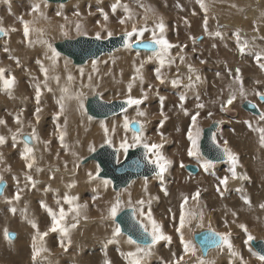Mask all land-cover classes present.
<instances>
[{"label":"rangeland","instance_id":"1","mask_svg":"<svg viewBox=\"0 0 264 264\" xmlns=\"http://www.w3.org/2000/svg\"><path fill=\"white\" fill-rule=\"evenodd\" d=\"M28 1L29 3L24 0H0V28L4 29V34H0V68H4L6 73L10 72L16 78V84L11 94L0 91V119L6 122L0 132V136L5 138V142L0 144V177H2V180L7 184L4 195L0 197V264H74L76 260L79 261L77 262L78 264H81L91 260L94 254H98L101 259H109L112 264H125L120 253L127 252V247L134 249V246L126 243L125 240H127V237L125 235L122 236L123 238L120 237L118 242L108 243V240L112 238L114 225L110 219L105 218L107 214H101L99 216L92 215L88 218L81 216L77 227L72 230L76 232V235L74 237H70L69 235L68 239L64 240L66 250L65 248L61 250V247H59L61 238L58 240L55 236V232H50L43 241V246L47 248L48 251L42 253L41 256L37 258V261H33L31 243L32 236L35 234L36 230L30 226L28 221L38 219L37 221L35 220V222L41 232L47 231V228L50 227L51 224L50 219L48 220L47 217L43 215V213L46 212L44 208H42L43 210L41 209V213L43 212L41 215L40 213H35L34 208L39 205L38 199L42 198L43 202L47 200L49 203H53L56 202L57 199H62L65 194L71 196L69 188H66L68 190L60 189V183H56L54 187L48 188L50 197L46 196L45 192L47 187L55 181V178H58V180L63 178L74 179L76 176L83 173L82 170L88 169L90 170L89 173L96 176L97 170H99L97 164L90 161L82 165L81 161L92 153L89 152V146L98 149L101 145H105L104 142L99 141L94 144L85 145L83 149L86 151L76 159L74 166L70 167L71 165H69V168H49L50 166L40 165L36 161L32 169H26L24 165L25 162L20 157L19 159L21 160L15 159L18 157V152L23 150L24 147L21 137L33 132L34 126L30 129L32 132L30 130L26 131L25 123H32V118L34 116L36 119V122H34L35 133L37 132L36 135H42L43 129H46L48 132H46L47 134L44 133L46 138H55V144H57L60 139L58 133L61 134L63 132L62 134L65 136L64 142H66V137L68 139L70 135L68 131H66L68 135H65V131L63 130L57 132L59 128L53 123V120L57 117L55 107L43 105V108L47 107L53 110L48 111L40 107L41 111L36 113V106L29 101V96L35 93L37 83L45 79L44 73L41 72V66L48 69V79L54 78L53 81L55 82V77L62 74L65 77V80L59 79V82H62V86L64 85L70 94L73 90H76L77 95L82 99L83 103L82 108L78 106L79 116L86 119L88 127L99 129L100 126L96 123L108 124L119 118L122 120L125 114L130 119L134 118L136 116L137 106H129L123 113L107 119H94L85 112L84 104L86 98L98 95L106 102L123 101L129 94L128 85L132 83L130 94L134 98H140L142 100V103L139 105V110L147 113L144 119L146 120L145 131L148 140L150 142L162 143L163 154L173 161L169 170L165 173L163 184L156 176L146 179L140 178L132 181L127 187L115 192L111 188V182L107 187L103 186L102 181L107 179H99L100 181L90 180L88 176L86 179L84 178L86 187L83 188V192L81 193L83 197L81 195L77 196L72 190L71 191L75 194L74 197L77 198L79 204L86 205L88 202L90 208H92L96 202H100V205L109 204L110 206L117 193L121 194V199L123 200L124 193L127 189L129 190L131 188L132 190L141 188L137 199L144 198L147 200L149 197H158V199H153L151 201L153 215L157 221L163 225V231L167 235H170L172 239L171 242L166 240L159 241L158 247H156L157 243L152 249V254L148 256V259H145L144 264H168L172 259V254L174 252L179 253V237L171 226V216L168 213V209L172 208L176 211L181 197L184 195L191 196L197 190L200 192L198 202L189 200L187 207L192 208L194 211H202L205 218L214 221L216 225L212 228L217 232H230V239L243 258L246 259L247 257V260L249 258V263L260 264V261L249 252V246L243 243L246 236L244 230L241 229L239 225H245L247 222L246 220H240L241 211L239 208L241 201L244 200L243 197H246L247 193L252 197L256 205L259 203V200L264 199V196L261 195L263 192H260L261 189H264V181L260 178V175L257 174V171H252L249 167V164L256 162V158L253 154L248 152V147L259 143L258 133L251 131L245 123V121H248L252 123L253 127H264V121L258 120L259 115H252L241 109V104L248 100L257 104L260 111L264 110V101H259V97L255 95L258 91H264V71L260 70L254 58L255 53H264V39H261V37H264V0H227L226 2L231 4L232 7L235 2L243 5V7H240V10H242L236 13L232 18L231 16H226V18L220 17L219 14L210 12L209 0H205L208 7V15L210 16L208 28L210 32L219 30L225 35V40L228 43L227 48L222 47L219 37L205 34L203 29L204 13L200 10L196 0H151V2H154L151 3V6H153L156 11H161L163 17L159 15H156V17H146L147 25L151 28L162 19L166 25L165 33L172 36L171 40L173 41L170 42L174 45H178V47L171 49V56L175 58V63L171 65L166 64L164 68L161 69L164 83H160L156 79V69L159 68L160 65L154 58L149 59L152 55L151 52H139L133 49L122 48L112 54L102 56L97 60H91L83 66L73 65L70 59L57 52L59 54L56 57L58 59V64L54 63L53 66L45 49L47 48L52 54V49H54L53 44L56 42L72 40L80 36L95 37L96 32L101 31V28L105 25L101 10L109 17L107 28L113 31V36L120 35L125 30L124 26L118 23V18L125 15L124 5H127L133 14V20L127 25L128 30H131L133 23H135L137 27L143 26L144 20L141 18L146 16L143 9L149 5L145 0H120V7L116 9L115 13L112 11V5L116 3V0H71L62 4L48 3L45 0ZM34 3L41 4L43 7L41 11L46 19L31 13V8ZM178 7H182L180 11L183 13V16L182 14H178ZM248 9L255 12L253 15L254 19L246 17ZM58 12L60 15H57ZM232 15L234 14L232 13ZM166 16L168 17L164 18ZM21 18L24 21L30 22V36L27 38L28 41L24 37ZM60 18L64 19L67 23L65 26L66 31H63L64 26L63 28L60 27L58 22ZM228 19L229 21H227ZM231 20L233 22H231ZM81 21H86L89 26L88 30L81 31L87 33V35H78L77 32H73L75 28H71V26H75ZM98 21L99 24L97 23ZM261 25L262 27H260ZM91 26H95L96 28H91ZM53 27L58 29L56 37L47 35ZM236 31L240 34L241 42L247 41L251 45L250 53L246 52L244 55H241L237 50L236 40L232 35ZM64 33H67V35ZM148 35H150V33H147L144 39H147ZM28 43L35 46L32 52L27 48ZM48 45H51V48H49ZM213 45L216 46L213 47ZM181 48H183V52H181ZM5 49H7V51H5ZM178 53L182 54L188 63H181L177 55ZM9 57H11V59ZM124 57H126V60ZM17 61L19 64H17ZM38 61L39 63H37ZM93 61L96 62L95 68H93ZM118 61H122V63L126 62V66ZM201 61L205 62L201 63ZM114 64L115 66H113ZM188 65H192L195 69V73L192 74L193 79H195L196 75L200 77L199 82L190 89L184 87V85L188 83ZM137 68L140 69L139 73L136 72ZM237 69H239L243 86L247 91V100L241 99L237 92L238 96L233 104L229 105L224 111H221V102L226 101L230 92L235 91L239 86L235 82ZM218 73L219 76L217 75ZM111 75L118 77L116 79H120V85L126 86V89L121 88L123 90L122 93L111 89L108 79ZM69 76L72 77L71 80L68 79ZM89 76L92 77L91 80ZM133 77H142V82L141 79H133ZM174 79H179L180 84L174 86L172 84ZM228 84L230 85L227 93L221 92V87ZM88 85L100 86L101 92H87ZM53 88L52 84V87L44 88V90L52 93L54 91ZM48 89H51V91ZM182 94L186 97L183 108L179 107V97ZM22 97L24 98L22 99ZM161 97L164 98L163 104H161ZM25 98L26 102H24V104L22 101H25ZM47 99H51V97ZM198 102L204 105L202 109L196 108ZM3 103L7 104L8 107L11 105L12 108L16 106V108H18L16 109L17 111H20L21 108L23 109L20 112L15 110L12 114H9L11 111L8 113ZM161 107L167 117L162 127L160 126V121L164 119V117L160 115ZM178 109H183V111L179 112ZM185 109L189 115L184 114ZM197 111L200 112L198 125L201 129L213 122L219 123L218 129L214 132L217 137V143L223 145L224 141L228 142V147L237 154L239 158L238 168L243 172V174H241V172L236 170L237 174L246 176L247 172L252 171L249 172V177L246 176L247 179H240V183H236L237 185L235 184L236 181L233 183L232 181H227L226 186L221 185L220 179L225 176L222 175L217 178L214 176V173L219 170L223 173L228 164L226 158L220 163H213V169L211 168V172L208 170L207 173H211L213 176L210 177L208 175L210 178H208L207 182L203 181V176L200 177L205 171L198 165L195 158L191 159L187 156L189 142L186 138L191 114ZM209 112L213 113L210 119L207 118ZM25 113L31 116L28 117ZM37 116L39 117L38 120ZM16 117L23 119L22 125L13 123ZM63 120V118H60V122ZM46 121L47 125L43 124L46 123ZM19 126H22V128H20V134L17 135V140L15 141L16 146L14 147L12 135L16 133L17 127ZM52 126L56 129L52 128V130ZM158 128L163 133V141L160 135L157 134ZM68 130H75V128L68 127ZM124 135L125 133L121 127L120 135L116 133L114 136L118 139V137L121 138V136ZM128 135L130 136V133ZM39 137L41 138V136ZM34 141H32L31 146H34L35 143L37 147L39 145L37 142L39 139ZM118 146L119 143L113 141V148L115 149ZM62 150L65 152V148L59 151L63 152ZM64 155L65 153L62 156ZM124 156L125 153L120 151L118 153V160H123ZM259 161L264 163V159ZM181 162H183L185 166L193 165L197 167V173H188L185 167H180ZM14 163H20L21 166L17 165L15 167ZM44 174L47 178H43ZM26 175H31L36 181L35 187H32L30 184L26 187ZM214 179L215 181L216 179L218 180L215 185ZM228 180L231 179L228 178ZM90 181L95 183L100 182L102 184L103 192L102 194H98L99 197L97 194H89V188L92 184ZM145 182L147 194L145 193ZM203 185H212V187H210V190L213 189L212 192L209 193L210 190H206ZM139 186L140 188H138ZM162 186L166 188L167 195H165L164 191H161ZM18 187L23 191L21 192V198L17 201L18 204L14 206V201L16 200H12L11 203H9L6 198L10 199L17 191ZM67 187H69V185H67ZM32 191L36 195L34 199L31 198ZM107 195L110 196L109 199L106 198ZM94 197L96 198L95 200L93 199ZM125 198H129L128 195ZM131 198H133V196H131ZM32 202H35L36 205ZM65 207L67 208V205H65ZM145 207H147V205H145ZM12 208L16 210L14 213L10 211ZM255 208L258 211L264 210L259 207V205ZM125 209L129 208L124 207L123 210ZM106 211L107 209L105 212ZM247 212L249 213L250 211ZM233 213H236V215L233 216ZM254 213V211H251L252 215L248 216L251 224H247L245 227L248 229V232L255 237L254 241H264V236L260 237V234L264 235V231H262V229H264V216ZM97 226H99L101 230L110 231L109 234H104L107 235V237H104V235H95L92 229ZM5 229H7L8 232L16 234L14 240L10 241L5 239ZM191 229V232L187 230L186 233L188 236L186 238L192 239V234L204 231L207 228H197L194 221L191 225ZM232 238L235 241H233ZM57 245L59 248H57ZM213 250H216V248L208 252ZM208 252L204 255L206 260ZM196 255L197 256L194 257H186L188 264H197L199 262L198 257L201 256L199 248ZM219 256L223 263L230 264V260L232 264L239 263L238 258L230 257L228 252L225 254L220 252ZM98 263L104 264V260H99Z\"/></svg>","mask_w":264,"mask_h":264},{"label":"snow or ice","instance_id":"2","mask_svg":"<svg viewBox=\"0 0 264 264\" xmlns=\"http://www.w3.org/2000/svg\"><path fill=\"white\" fill-rule=\"evenodd\" d=\"M196 3L199 5L200 10L204 13L203 15V29L205 34L213 37H219L223 39V33L219 30L215 32H210L208 25H209V15H208V7L205 3V0H196ZM179 6V5H178ZM120 7V0H116V3L112 5L113 13L116 12V9ZM31 13L36 14L37 16L44 17L43 12L41 11V4L34 3L31 8ZM124 13L125 15L118 18V23L121 26H124V31L122 32V44L125 49H132L134 45L143 47L146 50H151L152 55L149 59H155L158 61L160 67L156 69V79L160 83H164V77L161 73V69L164 68L166 64L171 65L175 63V58L171 56V49L174 47H178V45L172 44L165 35L166 25L164 24L163 20L161 19L158 23H156L151 28L147 25V18L142 17L141 19L144 20V25L137 27L135 23L132 24L131 30H128V23L133 20V14L128 8L127 5H124ZM101 14L103 15L105 25L101 28V31L96 32L94 39L102 40L108 39L113 36V31L107 28V22L109 17L107 14L103 13L101 10ZM195 14V13H194ZM57 15H60L58 12ZM46 19V17H44ZM214 18V17H213ZM21 23L23 24V33L25 39L29 37L30 33V22L24 21L21 18ZM99 24V21L97 22ZM63 28V26H61ZM80 26L77 25V34L78 35H87V33L81 32ZM106 33V34H105ZM150 33L147 36V39H144L145 35ZM0 34H4V29L0 28ZM67 35V33H64ZM236 40V47L237 50L241 55H244L246 52H251V45L247 42H241L240 34L238 31L232 34ZM192 38V37H190ZM194 39V38H192ZM264 39V37H261ZM216 45H213L215 47ZM51 48V45H48ZM7 51V49H5ZM181 52H183V48H181ZM59 54L52 49V56L51 59L53 61V65L55 63V59ZM178 58L181 63L184 62L185 57L182 54H177ZM11 59V57H9ZM254 58L260 68L261 71H264V53L257 52L254 54ZM205 61H201L204 63ZM39 63V61L37 62ZM17 64L19 62L17 61ZM96 62L93 61V68H95ZM188 83L184 85L186 88H192L195 86L196 83L199 82L200 77L199 75L195 76L193 79V73H195V69L192 65H188ZM41 72L45 75V86L47 84L48 79V69L41 66ZM136 72L139 73L140 69L137 68ZM219 76V73L217 74ZM141 79L142 77H133V79ZM58 79V78H57ZM69 80L72 79L71 76L68 77ZM91 80L92 77L89 76ZM235 82L239 85L235 91H231L228 95L226 101L221 102V111H224L229 105H232L233 102L237 99V92L239 96L243 100H247V91L243 86V82L241 80L239 69H237L235 74ZM16 84V78L10 72L6 73L4 68H0V91H4L8 94H11L12 90L14 89ZM174 86L180 84L179 79H174L172 81ZM151 87V86H149ZM51 91V89H48ZM132 90V83L128 85V95L122 101V106H137L136 116L134 118H129L126 114L123 119L122 128L125 135L121 138L119 142V146L115 148L116 152L123 151L127 154L130 148H141L143 149V159L147 162L148 165L153 167L154 175L162 182L165 179V173L169 170L170 166L172 165L173 161L165 156L162 152L163 144L162 143H155L150 142L146 136L145 131V123L146 120L144 119L147 116L145 111L139 110V105L142 103L140 98H134L130 93ZM64 91H67L64 89ZM143 93V89H142ZM35 94L37 103H39V97L41 95V88L39 85L35 88ZM146 95V94H145ZM259 97L260 101H264V91H258L255 93ZM78 101H80V107H83L82 99L77 97ZM161 99V104H163V97ZM180 105L179 107L183 108V103L186 97L182 94L180 97ZM60 103L61 112L64 110L63 98ZM111 103V101H109ZM248 105L256 109L257 105L253 104L251 101H248ZM204 105L202 103H197L196 108L202 109ZM41 109L39 107L36 108V113H39ZM122 111H126V108L122 107ZM185 115H189L187 110H184ZM160 115L164 117L160 121V126L162 127L164 124V120L167 119L166 115L163 112V108L161 107ZM213 115L212 112H209L207 118H211ZM200 116V112L197 111L194 114H191V120L187 128L186 138L188 143L187 147V156L190 158H195L198 165L204 169L205 172L213 166V162L211 160L204 159L200 153V140L202 136V129L198 125V117ZM39 117L37 116V120ZM259 121H264V110L259 111L258 116ZM14 122L18 125H22V122L18 117L14 118ZM6 122L3 119H0V125L5 124ZM247 126L251 131L254 133H258V140L259 145L264 148V127H253L252 123L245 121ZM101 127L104 128V144L108 147H113V139L108 135V128L105 127L103 124ZM113 133L116 131V126H113L112 129ZM130 133V136L128 135ZM20 134V128H17L16 133H13L12 139L14 141L13 146L15 147V141L17 140V135ZM157 134L160 135L161 140L163 141L164 136L160 129H157ZM38 137L36 136L35 129L33 132L29 134L23 140V150L20 153V158L25 162V166L28 169H32L36 158L34 155V148L31 146L30 142L37 140ZM62 146H63V134L60 136ZM212 144L218 149L220 155L227 159L230 163L229 171L231 172L232 179H247L246 176L238 175L236 172V167L239 163V158L236 153H234L229 147L228 142L224 141L223 145L217 143V137L213 134L211 137ZM5 142V138L0 136V144ZM103 147V145H101ZM96 149L93 146H89V152H94ZM181 168H184L185 165L183 162L180 164ZM99 170H97V175L93 176L89 173L90 180H99L100 177L98 175ZM26 187L27 185H32L35 187L36 181L33 179L31 175H26ZM228 176L223 177L220 179L221 185H227ZM0 183H2V177H0ZM103 186L107 187L110 183L108 180L102 181ZM71 187V185H69ZM219 190V189H218ZM23 190L19 187L17 191L12 195L10 199H7V202L11 203L12 200L18 201L21 198V192ZM161 191L165 192L167 195V190L163 186L161 187ZM145 193L147 194V186L145 182ZM3 189H0V196H3ZM200 192L197 190L191 196L184 195L181 197L180 203L178 205V209L174 211L172 208L168 209V213L171 216V226L174 228L175 233L179 237V244H180V251L179 253L174 252L172 254L171 261L168 264H188L186 257H194L198 251V245L193 242L192 239L186 238L185 230L187 229L189 232L192 231L191 225L195 221L196 227L203 229L204 228V215L202 211H194L192 208L187 207L189 200L198 202ZM128 201L125 205V202L121 199V194L117 193L114 201L110 204L107 208V216L106 219H110L112 224L114 225L112 230V238L108 240V243L118 242L119 238L124 236L125 233L122 231L120 224L116 223L119 214L123 211L124 207L127 206L130 209L131 218L135 222L137 227V235L133 237L132 234H128L126 243L129 245L134 246V250L128 252H121L120 255L122 256L125 264H144L146 257L152 254L153 247L161 240H166L171 242V237L168 236L163 231V225L157 221V219L153 215V211L151 208V201L153 199H158V197H149L147 200L144 198L137 199L133 202L131 198V193L128 194ZM96 199L95 197L93 198ZM244 202L247 204L249 203L247 197H243ZM77 198L74 196H70L65 194L61 199H57V210H54L51 207H48L43 201H41V207L44 208L48 216L50 217L51 224L47 231L41 232L38 229V226L34 220H29V224L33 229H35V234L32 236V259L33 261H37V258L41 256L42 253L47 252L48 249L43 246V241L45 237L50 232H58L61 235L60 247L65 248L64 240L68 239L71 230L77 227L79 219L82 215L84 208L86 205H80L76 202ZM67 205V208H65ZM147 205V208L145 207ZM260 207L264 209V204H261ZM13 213L16 211L14 208L10 209ZM236 213H233L235 216ZM86 218V217H85ZM71 221V222H69ZM227 225V222H226ZM241 229L244 230L246 239L243 241L244 245L249 246L248 250L253 257H255L260 264H264V254L259 252L253 251L252 247L250 246V242L255 239V237L248 232V229L245 227L244 224L239 225ZM5 239H11V234L8 232L7 229L4 230ZM231 233L230 232H217L211 227L209 224L208 228L206 229V234L202 236L200 241L199 249L201 251V256L198 257L199 264H206V259L204 253L208 246H214L216 249L220 251L227 250L228 254L232 258H238L239 264H248V262L243 258L241 253L234 247L232 240L230 239ZM70 243V241H69ZM104 264H112L109 259L104 260ZM230 264L232 261L230 260Z\"/></svg>","mask_w":264,"mask_h":264},{"label":"bare ground","instance_id":"3","mask_svg":"<svg viewBox=\"0 0 264 264\" xmlns=\"http://www.w3.org/2000/svg\"><path fill=\"white\" fill-rule=\"evenodd\" d=\"M25 2H27V3H29V1L28 0H24ZM154 1V0H153ZM155 1H157V0H155ZM178 1V0H177ZM211 1V2H210ZM227 0H209V6H210V12H212V13H217V14H219L220 15V17H225L226 18V16H231V18L233 17V16H235V14L236 13H238L239 11H241L240 10V7H243V5H240V4H238L237 2H235L234 3V6L232 7V5L231 4H228L227 2H226ZM243 1V0H242ZM247 1V0H246ZM245 1V2H246ZM145 2H148L149 3V5H147L146 6V8H144L143 10L145 11V17H150V16H155L156 17V15H159V16H162V13H161V11H159V10H155L154 9V7L153 6H151L152 4L151 3H154V2H151V0H145ZM157 3V2H156ZM155 3V4H156ZM178 3H180V2H178ZM253 3V2H252ZM258 3V2H257ZM260 3V2H259ZM158 4V3H157ZM160 4H161V2H160ZM159 4V5H160ZM196 4V3H195ZM244 4V3H243ZM256 5V4H255ZM144 6V5H143ZM260 7V6H259ZM177 8V7H176ZM181 8L182 7H178V10H177V12H179L178 14H182V16H183V13L180 11L181 10ZM47 9V8H46ZM172 9V8H171ZM170 9V10H171ZM41 10H43V7L41 6ZM141 10V9H140ZM169 10V11H170ZM175 10V9H174ZM174 10H172V11H174ZM194 11H196V10H194ZM191 12V11H190ZM209 12V13H210ZM257 12V11H256ZM232 13L234 14V15H232ZM246 13H248L247 14V18H252V19H254L253 17V15H254V11L253 10H249L248 9V12H246ZM163 17V16H162ZM168 16H166V17H164V18H167ZM210 17V16H209ZM159 18V17H158ZM213 18V17H212ZM256 18V17H255ZM161 19V18H160ZM160 21V20H159ZM225 21V20H224ZM227 21H229V19L227 20ZM234 21H236V20H234ZM261 21V20H260ZM259 21V22H260ZM59 24H60V27L61 26H64V30L63 31H66V21L64 20V19H62V18H60L59 19ZM226 22V21H225ZM231 22H233L232 20H231ZM237 22H238V20H237ZM227 23V22H226ZM225 23V24H226ZM258 23V22H257ZM262 23V22H261ZM230 24V23H229ZM77 25H79L80 26V31H85V30H88V28H89V26L87 25V22L86 21H81V22H79L78 24H76L75 26H71V28H75L74 30L75 31H73V32H77ZM209 26V25H208ZM225 26V25H224ZM260 27H262V25L260 26ZM62 28V27H61ZM91 28H96L95 26H91ZM70 29V28H69ZM263 29V28H262ZM183 31V30H182ZM210 31V30H209ZM241 31V30H240ZM166 32V31H165ZM183 33V32H182ZM184 33H186V32H184ZM57 34H58V29H56V28H51L50 29V31H49V33L47 34L48 36L50 35V36H57ZM165 35H166V38L169 40V41H173V40H171V37L172 36H170V34H167V33H165ZM29 36H30V33H29ZM29 38V37H28ZM220 39V41H221V45H222V47H224V48H227L228 47V43H227V41L225 40V35L223 34V39H221V38H219ZM27 41H28V39H27ZM40 41H42V40H40ZM229 41V40H228ZM230 42V41H229ZM27 48H28V50L29 51H33L34 50V48H35V46H32V45H30V43H28L27 44ZM223 48V49H224ZM46 49V52H47V54H48V57L50 58V60H51V64H53V61H52V59H51V56H52V54L49 52V50L47 49V48H45ZM122 49V48H121ZM119 50V49H118ZM117 51V50H116ZM115 51V52H116ZM227 51V50H226ZM225 51V52H226ZM139 52H141V51H139ZM114 53V52H113ZM184 54V53H183ZM105 56V55H104ZM124 59L126 60V57H124ZM118 62H121L122 63V61H118ZM184 62H187L188 63V61H186V60H184ZM55 63H57L58 64V59L56 58L55 59ZM115 64H118V63H115ZM115 64L113 65V66H115ZM122 64H124V66H126V62H124V63H122ZM54 66V65H53ZM122 66V65H121ZM120 66V67H121ZM124 66H123V68H124ZM166 68V67H165ZM120 69H122V68H120ZM164 72V71H163ZM112 77V78H111ZM58 78V79H57ZM116 78H118V77H114V76H110V77H108V79H109V84H110V87H111V89L113 90V91H116V92H120V93H122L123 92V90L121 89V88H125L126 89V86H123V85H120V79H116ZM120 78V77H119ZM53 79L54 78H52V79H47V84H46V86H45V79H42V82L41 81H39L38 83H37V85H39L40 86V88H41V95H40V97H39V103H37V99H36V94L35 93H32L30 96H29V101H30V103L31 104H33V105H35L36 106V108L37 107H41V108H43V105H50V106H52V107H55L56 109V111H57V117H56V119H54L53 120V123H55V125H56V127L57 128H59L58 129V131L57 132H60V130L62 131H65V135L69 132V138L67 139V137H66V142H64L63 141V146H61L62 145V142H61V139H59V141L57 142V144H55V138H46V135L44 134V133H46L47 131H46V129H43L44 131H42L41 133H42V135H36L37 137H38V139H39V141H37L38 143H39V145L36 147L35 146V143H34V146L32 145V147L34 148V155H35V158H36V161L40 164V165H45V166H50L49 168H60V167H63V168H67L69 165H71L70 167H73L74 166V163H75V161H76V159L78 158V157H80L81 155H83V153H84V151H86L85 149H83V147L86 145H89V144H94L95 142H97V141H99V142H104V135H105V133H104V128L103 127H101V125H102V123H96V124H98L100 127H99V129H94V128H92V127H88L87 126V123H86V119L85 118H82V116H79V112H78V110H79V107L78 106H80L79 104H80V101H78V99H77V97H79L78 95H77V92H76V90H73V92L70 94L69 93V91L66 89V87H64V85L62 86V82L60 83L59 82V79H64L65 80V77L62 75V74H60L58 77H55V82L53 81ZM61 81V80H60ZM59 82V83H58ZM65 82V81H64ZM42 84V85H41ZM52 84H53V89H54V91L52 92V93H50V92H47V91H45L44 90V88H47V87H52ZM226 84V83H225ZM229 85L230 84H228V85H225V86H222L221 87V92H224V93H227V90H228V87H229ZM64 89H66L67 91H64ZM97 91H99V92H101V87L100 86H96V85H88V87H87V92H97ZM5 96V95H4ZM237 96H238V93H237ZM2 97H3V94H2ZM8 97V96H7ZM48 97H51V99H47ZM24 97H22V99H23ZM63 98V104H64V110L61 112V108H60V103H59V101H61V99ZM5 99V98H4ZM10 99V98H9ZM204 99V98H203ZM20 100V99H19ZM23 103L24 102H26V98H25V101H22ZM22 103V105H23V107L25 108V106H24V104ZM3 105H4V107H6L7 108V112L9 113V111H11L9 114H12V112H14L16 109H18V108H16V106H15V108H12V106L10 105V107H8L6 104H4L3 103ZM1 106V105H0ZM23 108H21V110H22ZM43 109H45V110H48V111H50L51 109H49V108H47V107H44ZM20 110V109H19ZM20 110V111H21ZM53 110V109H52ZM51 110V111H52ZM17 111V110H16ZM20 111H17V112H20ZM56 111H55V113H56ZM178 111L179 112H182L183 111V109H178ZM23 112V111H22ZM53 113V112H52ZM123 113V112H122ZM25 114H27V113H25ZM28 115V114H27ZM31 116V115H30ZM29 115H28V117H30ZM33 116V115H32ZM60 118H63L64 120L63 121H61L60 122ZM146 118V117H145ZM32 123H25V127H26V131H29L30 129H32V127L34 126V128H35V123L34 122H36V119H35V116L32 118ZM122 123H123V118H122V120H120V118L118 119V120H114V121H111L110 123H108V124H103L105 127H107L108 128V130H109V132H108V135L113 139V141L114 142H116V143H119L120 142V140H121V138L123 137V136H121V138H119L118 137V139H116L115 138V134L116 133H118L119 135H120V133H121V127H122ZM43 124H46L47 125V121H46V123H43ZM92 124H94V123H92ZM49 125H50V123H49ZM116 126V131H115V133H113V131H112V129H113V126ZM44 126V125H43ZM68 127H72V128H75V130H68ZM33 128V129H34ZM48 128V127H47ZM52 128H55L54 126H52L51 127V129ZM56 129V128H55ZM54 129V130H55ZM48 130V129H47ZM53 130V129H52ZM31 131V130H30ZM33 131V130H32ZM31 131V132H32ZM66 131H68L67 133H66ZM49 132H50V130H49ZM37 133V132H36ZM48 133V132H47ZM46 133V134H47ZM63 133V132H62ZM61 133V134H62ZM39 134V133H38ZM61 134H59L58 133V135H60L61 136ZM51 135V134H50ZM64 135V134H63ZM68 135V134H67ZM39 136H41V138L39 137ZM64 138H65V136H63V140H64ZM50 139V140H49ZM35 142V141H34ZM54 144H55V146H54ZM65 148V152L63 151V152H61V151H59V150H61V149H64ZM66 150H67V152H66ZM248 152L250 153V154H253L254 156H255V158H256V162L255 163H253V164H249V167H250V169L252 170V171H257L258 173L257 174H259L260 175V178L264 181V163H261L259 160H261V159H264V148H262L260 145H259V143L258 144H256V145H254V146H252V145H250L249 147H248ZM65 153V155L64 156H62L63 154ZM58 154V155H57ZM16 156V155H15ZM17 156L18 157H16L15 159L17 160V159H19V157H20V155L19 154H17ZM192 159V158H191ZM19 160H21V159H19ZM224 161V160H223ZM12 162V161H11ZM220 162H222V161H220ZM220 162H217V163H220ZM21 166V164L20 163H14V166L16 167V166ZM24 165H25V163H24ZM89 165V164H88ZM13 166V167H14ZM37 166H39V165H37ZM93 167V166H92ZM213 167V166H212ZM211 167V168H212ZM239 166L237 165V167H236V170H238L239 172H241L240 171V169L238 168ZM35 168V167H34ZM69 168V167H68ZM90 168V167H89ZM211 168L209 169V171L211 172ZM229 168H230V163L228 162V164H227V168L223 171V173L219 170L218 172H216V173H214L215 175V177H217V178H219L220 176H222V175H224V176H228V178L229 179H231V180H228V181H232V183L233 182H235V184L237 183V184H239L240 183V179H232L231 178V172L229 171ZM17 169V168H16ZM27 169V168H26ZM37 169V168H36ZM85 169V168H84ZM87 169H88V167H87ZM213 169V168H212ZM53 170H55V169H53ZM63 170V169H62ZM66 170V169H65ZM252 171H249V172H252ZM36 172V171H35ZM73 172V171H72ZM83 172V173H82ZM82 174L81 175H79V176H76V178H74V179H65V178H63V179H61V180H58V178H55V181H53L48 187H47V190H46V192H45V194H46V196L47 197H50V195H49V192H48V188H52V187H54V184H56V183H60V189H62V190H68V189H66V188H69L70 190V193H71V196L73 195H81V193L83 192V188H85L86 187V183H85V180H84V178L86 179L88 176H89V172H90V170L88 169V170H82ZM238 172V173H239ZM249 172H247V174H246V176L247 177H249L250 176V173ZM208 172H206V174H205V172H203L202 173V175L200 176V177H204V182H207V180H208V178H210V177H212L213 175L211 174V173H209V174H207ZM240 174V173H239ZM241 174H243V172H241ZM208 175L210 176V177H208ZM42 177V176H41ZM45 177V174L43 175V178ZM45 178H47V176L45 177ZM205 178H207V179H205ZM42 179V178H41ZM60 179V178H59ZM100 181V180H99ZM215 183H214V185L215 184H217V182H218V180L216 179V181H215V179L213 180ZM87 182V181H86ZM74 183V184H73ZM90 183H92L91 184V186L89 185V184H87V185H89L90 186V188H89V194H99V193H101L102 194V184L99 182H97V183H95V182H91L90 181ZM213 183V182H212ZM211 183V184H212ZM46 184V183H45ZM236 184V185H237ZM67 185H71V187H67ZM213 185V184H212ZM212 185L211 186H208V185H203V187H205V189L206 190H210V187H212ZM233 185V184H232ZM41 186V185H40ZM88 186V187H89ZM202 187V188H203ZM46 188V187H45ZM138 188H140V186L138 187ZM127 189V188H126ZM141 189V188H140ZM140 189H136V190H132V188L131 189H127V191L124 193V196H123V201L125 202V205L127 204V201H128V198H125L129 193H131L132 195L131 196H133V198H132V200H133V202H135V200H137V198L139 197V192H140ZM75 193H73L72 191ZM88 190V189H87ZM213 190V189H212ZM212 190H210L209 191V193H211L212 192ZM224 190V189H223ZM248 190V189H247ZM33 192V191H32ZM249 192V191H248ZM260 192H263V193H261V195L262 196H264V189H261L260 190ZM112 193V192H111ZM209 193H207V194H209ZM39 194V193H38ZM206 194V195H207ZM31 195V194H30ZM96 195V196H97ZM82 197H83V195H81ZM102 196V195H101ZM81 197V198H82ZM98 197H99V195H98ZM109 195H107L106 196V198L107 199H109ZM141 197V196H140ZM247 199H248V201H249V203H245L244 202V200L243 201H241V205H240V211H241V216L239 217L240 218V220H246V226H247V224H251L250 222H249V219H248V216L249 215H252L251 214V211H254L255 213L254 214H256V215H261V216H264V210L263 211H258L255 207H257L258 205H259V207H260V205L261 204H264V199H261V200H259V203L256 205V204H254V202H253V200H252V197L247 193ZM31 198H36V195H35V193L33 192L32 193V197ZM92 198V197H91ZM102 198V197H101ZM100 198V199H101ZM205 198V197H204ZM38 199V198H37ZM36 200V199H35ZM62 200V199H61ZM41 201H42V198L41 199H38V206H35V213L37 214V213H40V215L43 213H41V209H42V207H41ZM77 202V201H76ZM87 202V201H86ZM102 202V201H101ZM32 203H34V205H36L35 204V202H32ZM37 203V202H36ZM45 204H47L48 205V207H51V208H53L54 210H57V204H56V202H53V203H49L47 200L44 202ZM77 203H79V202H77ZM18 203H17V201H14V206H16ZM85 204V203H84ZM93 204V203H92ZM91 204V205H92ZM81 205V204H80ZM105 205V204H104ZM100 205V202H96L95 204H94V206L92 207V208H90V206H89V204H88V202H87V204H86V208H84V210H83V212H82V217H86V218H88V217H90V216H92V215H96V216H99V215H101V214H103V215H106L107 214V211L105 212V210L108 208V206H109V204H107V205ZM125 207H127V206H125ZM66 208V207H65ZM147 208V207H146ZM40 209V210H39ZM43 210V209H42ZM44 211H46V210H44ZM247 211H250L249 213L247 212ZM43 215H45L46 217H47V219L49 220L50 219V217L48 216V213H47V211L46 212H44L43 213ZM203 215H204V213H203ZM222 215V214H221ZM35 219V218H34ZM36 220V219H35ZM34 220V221H35ZM37 221V220H36ZM51 221V220H50ZM209 224H211V227H214L216 224H214V221H211L210 219H208V218H205V215H204V227L205 228H208V226H209ZM29 226V225H28ZM31 226V225H30ZM49 228V227H48ZM47 228V229H48ZM218 228V227H217ZM93 231H94V233H95V235L96 236H103L104 234H109L110 233V231L109 230H101L100 229V227L99 226H97V227H95L94 229H92ZM218 230V229H217ZM226 230H228V229H226ZM205 231V230H204ZM262 231H264V229H262ZM187 229L185 230V236L187 237L188 235H187ZM201 232V231H200ZM225 232V231H224ZM228 232V231H227ZM197 233H199V232H197ZM197 233H195V234H197ZM195 234H192L193 235V237H191L192 239H193V241H194V235ZM76 235V232H73L72 230H71V232H70V237H74ZM55 236L57 237V239L59 240V238H61V235H60V233H58V232H55ZM168 236H170V235H168ZM191 236V235H190ZM264 235L263 234H260V237H263ZM104 237H107V235H104ZM123 238V237H122ZM172 238V237H171ZM28 239V238H27ZM57 239H56V241H57ZM72 239V238H71ZM70 239V240H71ZM74 239V238H73ZM233 239V238H232ZM47 241V240H46ZM126 241V240H125ZM233 241H235L234 239H233ZM29 242V241H28ZM48 243V242H47ZM195 243V242H194ZM29 244V243H28ZM32 244V243H31ZM45 244V243H44ZM56 244V243H55ZM158 245H159V243L156 245V247H158ZM60 247V246H59ZM58 247V245H57V248H59ZM25 248V247H24ZM74 248H76V247H74ZM199 248V247H198ZM215 248V247H214ZM214 248H211V249H214ZM61 250H62V248H60ZM210 249V250H211ZM132 250H134L133 248H130V247H127V252L128 251H132ZM209 251V250H208ZM207 251V252H208ZM220 252H222L223 254H225L226 252H227V250L225 249L224 251H220V250H218V249H216V250H213V251H210V252H208V255H207V260H206V264H228V263H223V261H222V259L220 258V256H219V253ZM102 253V252H101ZM88 254V253H87ZM207 254V253H206ZM197 256V255H196ZM84 257V256H83ZM87 257V256H86ZM82 258V257H81ZM164 258H166V257H164ZM146 259H148V257H146ZM245 259V258H244ZM99 260H105V258H103V259H101L100 258V256L98 255V254H94V256L92 257V259L91 260H89L88 262H86V263H81V264H100V263H98V261ZM167 260V259H166ZM247 262H248V264H253V263H249V258H248V260H247V257H246V259H245ZM77 262H79V261H75V263L74 264H78ZM197 264H199V262L197 263ZM239 264V263H238Z\"/></svg>","mask_w":264,"mask_h":264},{"label":"water","instance_id":"4","mask_svg":"<svg viewBox=\"0 0 264 264\" xmlns=\"http://www.w3.org/2000/svg\"><path fill=\"white\" fill-rule=\"evenodd\" d=\"M45 1L53 4H62L67 3L71 0ZM53 47L56 52L70 59L72 64L75 66H83L91 60H97L104 55L112 54L116 50L124 48L122 44L121 34L112 36L104 40H96L94 39V37L91 38L80 36L72 40L56 42L53 44ZM132 49L136 51L151 52V50H146L143 47L137 45H134ZM122 107L127 109L129 106H122V101H113L111 103L106 102L102 100L98 95L86 98L84 104L86 114L94 119H107L119 115L124 112L122 111ZM241 109L256 116L259 115L260 111L258 105L256 109L251 108L248 105V100L244 101L241 104ZM218 127L219 123L213 122L203 128L200 140L201 156L204 159L211 160L213 163L225 160V158L220 155L218 149L212 144L210 139V137L214 134ZM27 136L28 135H23L21 137L22 141ZM30 144H32V141L30 142ZM90 161H93L97 164L99 168L98 175L100 179L109 180L111 182V188L115 192L127 187L132 181L136 179H146L155 176L153 173V167L148 165L147 162L143 159V149L139 147L129 149L127 154H125L123 160L119 161L118 152H116L113 147L103 145V147L100 146L89 156L84 158L81 161V164L83 165ZM185 170L190 174H196L198 171L197 167L193 165H186ZM6 186V182L2 180V183H0V189H3V193ZM116 223L120 224L121 229L125 233L126 237H128V234H132L133 237L137 235L138 226L131 218L130 209L123 210L119 214ZM9 233L11 234V239L8 240H14L16 234L13 232ZM204 234H206V230L194 235V242L198 245V247L200 246V241ZM250 246L254 251L264 254L263 240H253L250 242ZM211 248H214V246H208L204 255H206L207 251Z\"/></svg>","mask_w":264,"mask_h":264},{"label":"crops","instance_id":"5","mask_svg":"<svg viewBox=\"0 0 264 264\" xmlns=\"http://www.w3.org/2000/svg\"><path fill=\"white\" fill-rule=\"evenodd\" d=\"M6 105H7V104H6ZM7 106H8V105H7ZM4 108L6 109V107H4ZM8 116H9V115H8ZM19 119H20V118H19ZM20 121L23 122V119H20ZM13 123H15V122H13ZM3 127H4V124H3V125H0V132H1V130L3 129ZM17 128H22V126H19V127H17ZM21 151H22V150H21ZM21 151H19L18 154L21 153ZM39 210H40V209H39ZM37 220H38V219H37Z\"/></svg>","mask_w":264,"mask_h":264}]
</instances>
